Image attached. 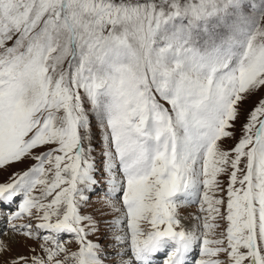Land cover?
Instances as JSON below:
<instances>
[{
	"label": "snow or ice",
	"instance_id": "6c2138e0",
	"mask_svg": "<svg viewBox=\"0 0 264 264\" xmlns=\"http://www.w3.org/2000/svg\"><path fill=\"white\" fill-rule=\"evenodd\" d=\"M261 89L264 0H0V168L35 161L0 214L42 239L11 264H105L101 183L116 264H264V98L222 146Z\"/></svg>",
	"mask_w": 264,
	"mask_h": 264
},
{
	"label": "rangeland",
	"instance_id": "374dc122",
	"mask_svg": "<svg viewBox=\"0 0 264 264\" xmlns=\"http://www.w3.org/2000/svg\"><path fill=\"white\" fill-rule=\"evenodd\" d=\"M260 98H264V89H261L255 95L249 97L247 100L244 101V103L241 105V115L239 119L235 122V126L230 129L234 133V136L233 138L223 140V147L228 148L234 145L236 140L241 135V126L246 120L247 112H249L253 107H255ZM94 143H96V149L93 155L97 159V167L99 168L100 147L96 140H94ZM39 151H44V149H38L37 152ZM33 163H35L34 160L27 159L23 162L13 163L10 166L0 168V183L9 181V179L13 176L14 173H19L24 170H27V168L30 167ZM102 178L103 177L101 175H97V179L102 180ZM221 179L226 185L227 177L223 176L221 177ZM96 188L97 190L93 191V194H91V198L88 203L84 207H82L81 213L90 214L95 217L98 221H100L99 232L96 234H90L89 239H96L97 237H99V240L93 241L99 243L102 247L103 252L106 253V255H102L101 258L104 260L105 264H116V261L120 259V257L117 256L116 253L120 251L121 248L124 247V245L117 244L113 240L114 230L108 227V224L105 223V221H110V218L116 214L109 211H104L103 215H101V212L103 211L101 208V199L105 196L107 185L105 184L104 187L96 186ZM19 202L20 198H17L16 203L18 204ZM17 210L18 208L14 205L10 208H5L3 210V213L0 214V242H2L5 246V250L3 252H0V264H11V261L20 255L31 256L33 254H42V251L39 247V245L42 243V239H38L36 238V236L29 237L24 235V233L27 231L26 228L18 227L16 229H13L11 227L12 224L24 225L30 223L32 224L33 231L35 232L37 231L35 226L39 221L35 218V216L29 217L28 215H24L15 220H9L7 218V214ZM180 210L181 212L185 213L184 209L181 208ZM198 213L199 206L193 207V209L188 212L186 217L182 216L183 218L185 217L183 220L185 227H191L196 223L195 217ZM40 233L41 236L47 234L43 230H40ZM60 239L66 244V247L69 249V251L77 249L78 245L76 244L71 234L63 233L61 234ZM197 254V250L194 249L192 253L193 257H196ZM220 258L222 260L225 259L223 255H221Z\"/></svg>",
	"mask_w": 264,
	"mask_h": 264
}]
</instances>
